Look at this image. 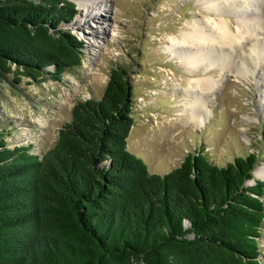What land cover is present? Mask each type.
Returning <instances> with one entry per match:
<instances>
[{"label":"trees","instance_id":"1","mask_svg":"<svg viewBox=\"0 0 264 264\" xmlns=\"http://www.w3.org/2000/svg\"><path fill=\"white\" fill-rule=\"evenodd\" d=\"M71 0H0V81L60 80L84 42ZM129 70L79 99L55 142L9 146L0 132V264H259L264 180L254 151L225 164L200 149L150 172L127 148Z\"/></svg>","mask_w":264,"mask_h":264},{"label":"rangeland","instance_id":"2","mask_svg":"<svg viewBox=\"0 0 264 264\" xmlns=\"http://www.w3.org/2000/svg\"><path fill=\"white\" fill-rule=\"evenodd\" d=\"M71 1L76 13L65 27L84 42L80 65L68 68L60 80L22 77L15 86L0 81V132L9 146L31 143L33 152L45 151L55 142L58 128L70 119L74 102L100 97L110 67L122 65L130 72L135 99L127 148L144 160L150 172L171 170L187 151L203 149L220 165L254 151L258 159L252 173L264 180V0L261 4L240 0L242 6L223 16L234 33L239 13L259 26L251 38L259 45L251 51L258 56L255 67L242 74L230 70L229 65L217 68L215 62L205 71H189L173 52L172 39L179 41L193 29L194 20L218 18L207 11L206 2ZM88 3L94 5L91 10H87ZM247 42L234 49L224 47L223 59L236 63L245 56L250 61ZM211 54L218 59L216 50L211 49ZM222 70L225 78L204 94L210 111L202 124H196L184 113L188 96L183 86L198 75L215 78ZM257 169L261 173H256ZM260 246L259 264H264V224Z\"/></svg>","mask_w":264,"mask_h":264},{"label":"bare ground","instance_id":"3","mask_svg":"<svg viewBox=\"0 0 264 264\" xmlns=\"http://www.w3.org/2000/svg\"><path fill=\"white\" fill-rule=\"evenodd\" d=\"M200 1L206 2L205 4L207 11L210 14L218 16V18H213V20L207 18L209 20L206 21H203L201 19L194 20L193 29H189L188 31H186L179 41H173L172 39V50L175 55L178 56L179 62L183 64V66L186 67V69H188L189 71H205L207 68L211 67L212 62H215L217 64V68H224L229 65V69H233V71L238 74H242L244 71H250V68L255 67L254 62L257 61L258 58V56H255L251 53V51H256V47L257 49H259V45L252 41L253 39L251 40L252 35H255V32L259 29L258 23L247 21L245 18H242L239 13L237 14L238 16H236V32L234 33L230 29L232 28L231 24L223 16L224 14H227L230 9H237L239 5L242 4H238L240 3V0ZM249 1L250 0H245L243 1V3L247 4ZM257 3L261 4L262 0H258ZM86 7L88 8L87 10H91L94 5L93 3H88ZM85 14H88V12H86ZM244 42H247L248 50L246 52V56L247 58L249 57L250 61H246L245 56H240L239 61L236 63L223 59L226 53L224 47L228 46L226 48L234 49L237 46H243ZM213 43H216L217 46L212 45ZM211 49H213L214 51L216 50L218 59H214L215 57L211 54ZM261 67L264 69V64ZM251 70L254 71L253 69ZM224 72L225 71L222 70L215 78L198 75L197 77L189 80L188 84L183 86V89L188 96L187 98H185V104L187 105V107L185 109L186 111L184 112L188 116V119L192 120L196 124H202L204 122V116L208 113V111H210L209 108L207 109L208 104L204 102V94L208 93L210 90L212 91V89H214L221 82V80L225 78L224 76H222ZM192 90H196L197 92L202 94L197 95L198 93ZM202 105L204 107L203 110L200 109V106ZM255 172L258 174L261 173L259 169L255 170Z\"/></svg>","mask_w":264,"mask_h":264}]
</instances>
